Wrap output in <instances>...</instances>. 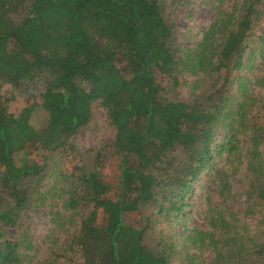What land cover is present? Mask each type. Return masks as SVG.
Here are the masks:
<instances>
[{
  "label": "trees",
  "instance_id": "16d2710c",
  "mask_svg": "<svg viewBox=\"0 0 264 264\" xmlns=\"http://www.w3.org/2000/svg\"><path fill=\"white\" fill-rule=\"evenodd\" d=\"M263 2L244 0L237 15L218 9L196 47L180 50L161 0H0V264L21 261V243L7 230L31 197L26 179L48 168V153H64L74 166L68 140L89 123L96 101L115 137L89 169L76 168L67 201L92 204L73 237L82 264H167L165 252L143 242L150 215L142 209L183 217L204 169L235 150L236 125L250 133L247 167L264 203V119L247 125L249 104L231 102L247 55L264 57V37L253 39ZM182 70L211 79L191 102L163 94ZM4 84L25 91L17 113ZM38 109L47 114L41 128L31 123ZM192 233L191 242L208 239L220 258L264 264V241L224 254L212 236Z\"/></svg>",
  "mask_w": 264,
  "mask_h": 264
},
{
  "label": "rangeland",
  "instance_id": "374dc122",
  "mask_svg": "<svg viewBox=\"0 0 264 264\" xmlns=\"http://www.w3.org/2000/svg\"><path fill=\"white\" fill-rule=\"evenodd\" d=\"M163 13L171 27L178 49L194 48L204 31L212 24L217 10L237 15L244 0H161ZM253 28V39L264 37V2ZM244 67L236 74L232 85L231 102L247 103V125L264 119V57L247 55ZM209 79L202 73L192 74L187 70L176 72V81L164 83L163 94L172 100L191 102L196 94L203 92ZM236 88L243 90L240 92ZM1 93L10 97L9 110L17 113L26 104L25 91L14 90L4 84ZM47 114L38 109L32 114L31 123L41 128ZM235 134V150L215 157L206 167L188 195L190 206L183 217L171 220L156 213L154 206L142 209L144 216L150 215L149 228L143 242L152 250L163 251L167 264H237L220 258L213 244L206 239L199 243L190 241L197 232L212 236L218 246L226 250L238 246L247 248L264 241V203L255 197L252 190L254 175L247 167L250 148V133L239 127ZM223 135V130H220ZM115 130L110 124L106 110L98 101L92 104L89 123L69 140L73 148L74 166L64 153H48L49 166L37 177H29L31 197L19 213L17 221L7 234L19 241V264H82L83 257L73 243L80 223L92 210V204H81L69 208L68 199L75 189L73 181L82 170L89 169L96 151L113 141ZM264 165V141L259 146ZM72 162V161H71ZM75 167V168H73ZM70 175V176H67ZM244 246V247H242ZM247 250V249H246ZM253 252L250 250V253Z\"/></svg>",
  "mask_w": 264,
  "mask_h": 264
}]
</instances>
